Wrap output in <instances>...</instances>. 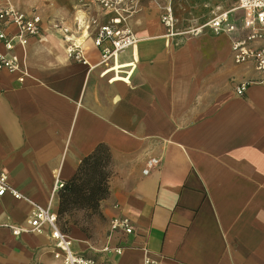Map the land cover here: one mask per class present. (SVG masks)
Listing matches in <instances>:
<instances>
[{
  "label": "crops",
  "instance_id": "1",
  "mask_svg": "<svg viewBox=\"0 0 264 264\" xmlns=\"http://www.w3.org/2000/svg\"><path fill=\"white\" fill-rule=\"evenodd\" d=\"M138 3L127 20L135 46L102 62L83 29L109 20L97 0H0L41 20L40 35L13 50L21 69L0 72V174L21 196H0V264H59L48 226L19 236L10 227H26L35 205L57 215L55 183L98 147L111 171L98 233L58 220L75 253L95 264H264V77L234 63L230 35L184 33L236 0H185L173 35L160 21L166 5L176 19L172 0ZM56 26L85 63L68 58ZM122 217L131 234L111 231Z\"/></svg>",
  "mask_w": 264,
  "mask_h": 264
},
{
  "label": "built area",
  "instance_id": "2",
  "mask_svg": "<svg viewBox=\"0 0 264 264\" xmlns=\"http://www.w3.org/2000/svg\"><path fill=\"white\" fill-rule=\"evenodd\" d=\"M101 9L110 15L106 23H98L96 18H90L84 23L86 32L93 31L94 45L100 49L101 60L106 62L120 52L134 47L136 39L127 26V20L139 11L138 0H97ZM218 12L204 24L193 25L184 33L198 36L204 28H209L214 33H226L231 36V57L235 64L253 65L254 69L264 77V0H236L233 8ZM239 13L240 15H238ZM161 24L170 35H173L176 19L169 5H166L161 14ZM40 17L38 15H27L16 11L11 7L0 8V43L3 44L4 52H0V72L5 70L10 73L19 71L13 50L17 45H25L29 37L40 35ZM9 26L14 27L15 33L7 32ZM60 29L66 42V53L69 59L85 63L80 44L72 39L65 27L56 26ZM242 33V36H238ZM107 43V46H103ZM24 75V72H22ZM20 82L23 76L18 78ZM248 87L247 83L239 84L235 91L243 95ZM148 169L144 170L147 173ZM63 187V183L56 182L53 193ZM10 193L13 198L20 199L21 196L8 186L6 177L0 174V196ZM48 226L53 240V258L59 264H95L94 260L86 258L72 250V239H70L58 226L57 215L52 212L50 206L42 208L35 205L34 211L27 221L26 227H10L15 236L22 233H40L43 226ZM111 231H120L131 234L133 228L126 217L113 218L110 221ZM116 249V253H120ZM143 264H163L162 262L146 258Z\"/></svg>",
  "mask_w": 264,
  "mask_h": 264
},
{
  "label": "trees",
  "instance_id": "3",
  "mask_svg": "<svg viewBox=\"0 0 264 264\" xmlns=\"http://www.w3.org/2000/svg\"><path fill=\"white\" fill-rule=\"evenodd\" d=\"M110 175V155L106 148L98 147L83 158L74 177L58 192V220L71 218L77 212L87 217L97 216L100 202L108 195ZM71 221L73 225L79 224L77 220Z\"/></svg>",
  "mask_w": 264,
  "mask_h": 264
},
{
  "label": "rangeland",
  "instance_id": "4",
  "mask_svg": "<svg viewBox=\"0 0 264 264\" xmlns=\"http://www.w3.org/2000/svg\"><path fill=\"white\" fill-rule=\"evenodd\" d=\"M174 4L173 8L175 11V15L177 22L180 21H184V18L187 16L185 14V10H186V3L185 0H172ZM226 1H230V0H226ZM226 11V10H225ZM194 12V11H193ZM196 14V13H195ZM215 12L213 13L214 16ZM180 25V23H179ZM86 215H84L83 213H74L71 218L69 217H65V218H61L59 219V222L61 223V225L65 222V221H70V220H77L79 222H81L82 224H84V227L87 228V236H95L98 233V228L99 225H101L100 219L97 216H89V217H85ZM79 218V219H78ZM86 224V226H85Z\"/></svg>",
  "mask_w": 264,
  "mask_h": 264
}]
</instances>
